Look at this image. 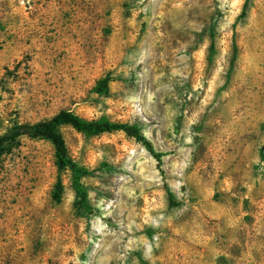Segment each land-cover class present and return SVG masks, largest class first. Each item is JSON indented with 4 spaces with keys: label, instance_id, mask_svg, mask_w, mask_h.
<instances>
[{
    "label": "rangeland",
    "instance_id": "1",
    "mask_svg": "<svg viewBox=\"0 0 264 264\" xmlns=\"http://www.w3.org/2000/svg\"><path fill=\"white\" fill-rule=\"evenodd\" d=\"M108 77L107 91L95 90ZM61 109L136 126L0 155V264H264V0H0V135Z\"/></svg>",
    "mask_w": 264,
    "mask_h": 264
},
{
    "label": "trees",
    "instance_id": "2",
    "mask_svg": "<svg viewBox=\"0 0 264 264\" xmlns=\"http://www.w3.org/2000/svg\"><path fill=\"white\" fill-rule=\"evenodd\" d=\"M108 80V77L100 78L96 83L95 90L98 93L106 92ZM62 125H69L86 135L122 130L137 140H143V137L139 134L136 126L112 122L104 117L89 120L66 109L59 110L44 121L16 124L9 131L0 135V155L6 152L9 146L14 145L20 137L41 138L49 141L54 147V164L58 173L51 192L52 199L57 202L60 201L63 189L60 173L63 170H69L71 186L77 201L81 208L88 209L87 192L82 183L87 170L70 157L65 141L59 131V127Z\"/></svg>",
    "mask_w": 264,
    "mask_h": 264
}]
</instances>
